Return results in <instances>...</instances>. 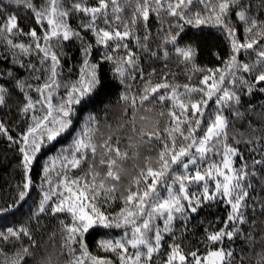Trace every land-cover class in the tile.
<instances>
[{
	"label": "snow or ice",
	"instance_id": "snow-or-ice-1",
	"mask_svg": "<svg viewBox=\"0 0 264 264\" xmlns=\"http://www.w3.org/2000/svg\"><path fill=\"white\" fill-rule=\"evenodd\" d=\"M257 95L264 0H0V264H264Z\"/></svg>",
	"mask_w": 264,
	"mask_h": 264
},
{
	"label": "trees",
	"instance_id": "trees-1",
	"mask_svg": "<svg viewBox=\"0 0 264 264\" xmlns=\"http://www.w3.org/2000/svg\"><path fill=\"white\" fill-rule=\"evenodd\" d=\"M189 35L191 36L193 35V33L189 32ZM200 40L204 48L203 55L201 56V61L207 63L209 61L207 48L213 43H218V40L216 38L215 32H208V31L200 35ZM111 81L112 78H111V74L109 73L108 76L106 77V83H108L109 85L108 89L106 90V93L98 96L90 107H92L93 109L103 108L105 104L110 103L115 98L116 93H115V89L111 87ZM260 101H264V96L257 95L256 97L251 99V102L254 104H258ZM235 127L237 129L243 130L244 122H237ZM2 151H3V147L0 146V152ZM9 155L11 156L10 153ZM0 161H2L0 162V188H4L5 174L10 171L11 164L15 162V157H12L10 161H3V157L0 156ZM23 211L25 212L27 211V205H25ZM226 212H227V208L225 205L212 204L210 206L204 207L203 210L200 212V216L197 217L196 220L198 224L199 221H212L215 223L216 217H220L221 219H223ZM20 217H21V213H17L15 217L0 218V227L4 225H8L13 220H19ZM53 225H55V221H51L49 225V229H51ZM95 237H96V233H92V235L89 237V242L91 246H94ZM245 250L247 251V248H245Z\"/></svg>",
	"mask_w": 264,
	"mask_h": 264
}]
</instances>
